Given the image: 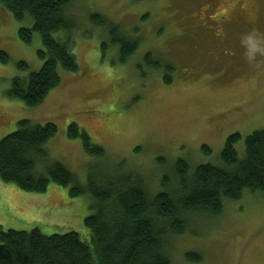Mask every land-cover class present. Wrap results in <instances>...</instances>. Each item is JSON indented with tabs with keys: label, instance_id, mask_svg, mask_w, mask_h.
<instances>
[{
	"label": "rangeland",
	"instance_id": "obj_1",
	"mask_svg": "<svg viewBox=\"0 0 264 264\" xmlns=\"http://www.w3.org/2000/svg\"><path fill=\"white\" fill-rule=\"evenodd\" d=\"M67 15L75 26L78 72L61 71L60 86L28 108L7 93L13 79L41 69L40 38L34 34L30 45L21 43L18 30L31 22H15L0 5V52L10 58L0 63V140L22 120L58 128L43 148L46 158L35 161L38 175L60 163L84 187L89 177L129 173L152 196L163 190L162 179L172 175L177 160L191 172L217 163L232 134L241 137L235 149L242 159L244 139L264 128V57L249 64L241 46L250 32L264 36V0H74ZM94 17L137 42L125 64ZM20 62L27 71L17 69ZM70 124L102 148L104 157L88 156L79 140H69ZM202 146L211 149L210 156L201 153ZM69 189L49 184L46 193L31 194L0 180V230H39L47 237L74 231L87 239L90 198L71 197ZM189 219L181 237L168 238L171 264H189L188 252L202 257L199 264H264L262 196L244 192L240 200L225 202L220 218Z\"/></svg>",
	"mask_w": 264,
	"mask_h": 264
},
{
	"label": "trees",
	"instance_id": "obj_2",
	"mask_svg": "<svg viewBox=\"0 0 264 264\" xmlns=\"http://www.w3.org/2000/svg\"><path fill=\"white\" fill-rule=\"evenodd\" d=\"M73 1L0 0L15 22H31V27L18 30L21 43L30 45L37 34L42 46L37 52L43 63L41 69L27 79H13L7 93L10 99L35 108L60 86L61 71L78 72L75 26L67 15ZM92 23L107 29L112 45L119 48L120 63L125 64L138 48L137 42L118 36L119 27L108 26L102 18L94 17ZM9 60L0 52L1 64ZM149 60L147 55L144 61ZM158 68L153 64V69ZM17 69L27 71L28 66L20 62ZM164 81L171 80L165 76ZM57 133L52 122L38 125L19 121L17 130L0 140V180L25 193L43 194L49 184H56L70 188L71 197L87 195L90 215L84 227L88 237L82 238L74 231L47 237L39 230H0V264H171L168 238L181 237L191 224L189 217L220 218L225 202L240 200L244 192L264 198V128L244 139L242 159L235 149L241 137L232 134L226 138L217 163L198 165L191 172L187 162L177 160L171 166L173 179L164 176L163 190L152 196L140 177L129 173L102 180L89 177L84 187L77 185L60 163L46 167L45 174L38 175L35 161L46 158L43 148ZM66 137L79 140L88 156L104 157L103 149L92 144L76 124L68 126ZM201 153L210 156L212 152L202 146ZM184 259L189 264L202 262L194 252L186 253Z\"/></svg>",
	"mask_w": 264,
	"mask_h": 264
},
{
	"label": "clouds",
	"instance_id": "obj_3",
	"mask_svg": "<svg viewBox=\"0 0 264 264\" xmlns=\"http://www.w3.org/2000/svg\"><path fill=\"white\" fill-rule=\"evenodd\" d=\"M241 46L244 49V59L253 64L258 57H264V36L253 31L241 38Z\"/></svg>",
	"mask_w": 264,
	"mask_h": 264
}]
</instances>
